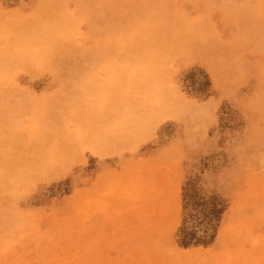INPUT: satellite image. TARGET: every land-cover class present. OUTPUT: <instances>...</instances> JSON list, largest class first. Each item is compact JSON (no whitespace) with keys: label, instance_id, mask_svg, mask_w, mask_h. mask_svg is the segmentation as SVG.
<instances>
[{"label":"rangeland","instance_id":"1","mask_svg":"<svg viewBox=\"0 0 264 264\" xmlns=\"http://www.w3.org/2000/svg\"><path fill=\"white\" fill-rule=\"evenodd\" d=\"M0 264H264V0H0Z\"/></svg>","mask_w":264,"mask_h":264},{"label":"trees","instance_id":"2","mask_svg":"<svg viewBox=\"0 0 264 264\" xmlns=\"http://www.w3.org/2000/svg\"><path fill=\"white\" fill-rule=\"evenodd\" d=\"M218 212L220 213V211L219 210H216L215 207H213L211 209V214L212 215L217 214ZM193 239H194V235H192V234L191 235L190 234H186L182 238L181 245L184 246V247H187V246H189L191 244V242L193 241ZM194 243H196V244L199 243V239H196V241H194Z\"/></svg>","mask_w":264,"mask_h":264}]
</instances>
